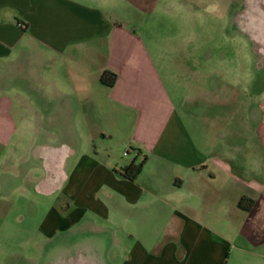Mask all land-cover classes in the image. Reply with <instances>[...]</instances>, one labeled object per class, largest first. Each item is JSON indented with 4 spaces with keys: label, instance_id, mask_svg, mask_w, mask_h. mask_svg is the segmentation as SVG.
Masks as SVG:
<instances>
[{
    "label": "crops",
    "instance_id": "obj_1",
    "mask_svg": "<svg viewBox=\"0 0 264 264\" xmlns=\"http://www.w3.org/2000/svg\"><path fill=\"white\" fill-rule=\"evenodd\" d=\"M167 2L0 0V168L17 172V136L31 134L18 125L22 103H58L86 127L65 150L43 145L40 181L22 167L26 183L74 202L53 229L90 231L104 242L105 264H264V97L242 138L241 128L210 125V103L227 98L211 96L208 81L171 93L136 18ZM202 53L200 63L173 65L222 74L225 65ZM106 69L117 74L113 86L100 81ZM145 157L135 181L120 174ZM243 197L254 201L250 211L238 207ZM97 254L59 264L99 263Z\"/></svg>",
    "mask_w": 264,
    "mask_h": 264
},
{
    "label": "rangeland",
    "instance_id": "obj_2",
    "mask_svg": "<svg viewBox=\"0 0 264 264\" xmlns=\"http://www.w3.org/2000/svg\"><path fill=\"white\" fill-rule=\"evenodd\" d=\"M168 1L165 8L136 18L171 93L196 92L202 80L208 81L210 88L215 87V91L210 89L211 96L227 98L225 101L222 97L220 104L218 100L210 103V125L243 129L248 126L246 122L260 119L259 101L264 97V2L254 9L250 0ZM112 8L115 13L122 12L120 2L114 1ZM176 47H184L185 53L175 54L172 50ZM192 49L195 53L189 54L187 51ZM202 50L209 51V64L221 61L225 65L222 74H208L200 66L192 71L175 69L176 61L188 58L190 66L200 63L205 56ZM222 82L224 85L218 88ZM33 100L32 109L22 103L23 119L18 125L22 129L27 125L31 134L22 131L17 136V172L9 175L7 165L0 168V264H59L63 258H78L82 253V258L96 257L94 251L99 252L100 262L90 259L82 264H105L106 247L100 245L104 242L92 239L90 231L53 229L58 215L74 207L73 200L59 193L47 195L35 181L32 185L26 183L22 169L25 162L39 178L37 181L41 180L43 145L62 150L71 132L86 127L79 114H60L58 103ZM189 104H196L195 100ZM241 131L243 138L245 130ZM0 155L3 164L7 156L3 151Z\"/></svg>",
    "mask_w": 264,
    "mask_h": 264
},
{
    "label": "trees",
    "instance_id": "obj_3",
    "mask_svg": "<svg viewBox=\"0 0 264 264\" xmlns=\"http://www.w3.org/2000/svg\"><path fill=\"white\" fill-rule=\"evenodd\" d=\"M116 79H117L116 72L109 69L104 70L100 76V81L107 86H113L115 84ZM146 162H147L146 157L143 158L140 163H136L135 161H133L129 165L124 166L121 169L120 174L124 178L130 181H135L137 177L140 175V173L143 171ZM253 206H254V201L246 197L241 198V200L238 203V207L244 211H250L253 208Z\"/></svg>",
    "mask_w": 264,
    "mask_h": 264
},
{
    "label": "built area",
    "instance_id": "obj_4",
    "mask_svg": "<svg viewBox=\"0 0 264 264\" xmlns=\"http://www.w3.org/2000/svg\"><path fill=\"white\" fill-rule=\"evenodd\" d=\"M124 154H125V156H126V155H128V154H129V151H128V150H127V151H125V153H124Z\"/></svg>",
    "mask_w": 264,
    "mask_h": 264
}]
</instances>
